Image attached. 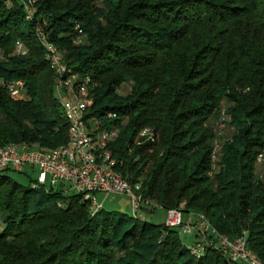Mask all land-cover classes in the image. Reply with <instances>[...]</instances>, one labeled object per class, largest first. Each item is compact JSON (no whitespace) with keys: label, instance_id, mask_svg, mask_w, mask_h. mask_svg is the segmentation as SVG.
<instances>
[{"label":"trees","instance_id":"1","mask_svg":"<svg viewBox=\"0 0 264 264\" xmlns=\"http://www.w3.org/2000/svg\"><path fill=\"white\" fill-rule=\"evenodd\" d=\"M35 7L28 20L21 0H0V77L26 83L21 99L0 87V145L49 150L68 141L40 27L79 78H90L85 116L118 131L114 167L143 199L203 214L231 239L245 235L264 264V0ZM18 41L25 54L15 53ZM53 190L0 173V264H242L212 235L188 247L164 222L104 207L93 214L82 194Z\"/></svg>","mask_w":264,"mask_h":264},{"label":"built area","instance_id":"2","mask_svg":"<svg viewBox=\"0 0 264 264\" xmlns=\"http://www.w3.org/2000/svg\"><path fill=\"white\" fill-rule=\"evenodd\" d=\"M26 19L32 20L36 12L35 4L39 0H21ZM37 36L47 51V57L55 71V91L65 117L68 121V141L49 150L34 147L28 143H10L0 145V173L9 169L23 171L29 167L35 172L32 180L34 188L46 187L54 189L59 185L65 194L71 190L82 194L92 202L93 214L103 207L96 198L97 192L106 195L120 194L130 197L135 213L139 210H153L155 207L144 200L138 192L139 185H132L127 178L116 169V159L112 155L109 144L117 136L116 129L104 127L98 119L87 118V110L94 102V97L88 85L90 78H79L65 62L57 47L49 41L47 34L38 27ZM27 49L22 41L16 44L15 53L25 54ZM0 87H5L12 98L26 97V83L18 79L5 81L0 77ZM109 113L108 117H113ZM224 124H221L223 127ZM142 135L150 134L145 129ZM219 144L214 149V160L217 159ZM264 161V153L258 157ZM165 225L170 228H180V234L199 235L203 241L206 235L216 239V247L226 254L232 261L242 264H263L247 245L246 236L231 239L221 235L211 225L208 218L199 213H186L183 205L166 210ZM202 242L196 243L193 252L203 251Z\"/></svg>","mask_w":264,"mask_h":264},{"label":"rangeland","instance_id":"3","mask_svg":"<svg viewBox=\"0 0 264 264\" xmlns=\"http://www.w3.org/2000/svg\"><path fill=\"white\" fill-rule=\"evenodd\" d=\"M131 89V83H126L119 92L122 94H126ZM56 93V96L59 97L58 93ZM8 174L16 179L17 181L21 182L24 185H30L32 183L31 179H35V172H33L29 167H26L23 171H20L18 169H9L7 170ZM60 189L59 185L54 187L53 191H57ZM69 193L73 194L76 193L75 191L71 190ZM96 198L99 203H102L103 207L107 210H124L127 213H130L133 216H138L144 220H148L151 222H154L156 224H162L165 221L166 217V210L162 208L161 206L156 205L155 210L152 212V210H149L146 213L144 210H139V212L135 213L130 197L127 195H120V194H109L106 195L103 192H97ZM146 210V211H147ZM1 225V222H0ZM180 231V228L178 229ZM183 242L186 246L191 247L194 245V241H196V237L192 234H180Z\"/></svg>","mask_w":264,"mask_h":264},{"label":"crops","instance_id":"4","mask_svg":"<svg viewBox=\"0 0 264 264\" xmlns=\"http://www.w3.org/2000/svg\"><path fill=\"white\" fill-rule=\"evenodd\" d=\"M146 210H147V209H145V210H144L145 212H143V213H146V212H148V211H149V210H147V211H146ZM152 212H153V211H152Z\"/></svg>","mask_w":264,"mask_h":264}]
</instances>
